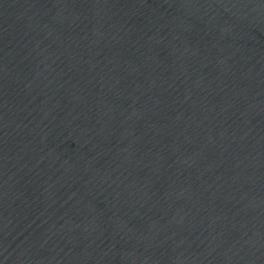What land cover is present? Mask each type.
Wrapping results in <instances>:
<instances>
[{
  "label": "water",
  "instance_id": "1",
  "mask_svg": "<svg viewBox=\"0 0 264 264\" xmlns=\"http://www.w3.org/2000/svg\"><path fill=\"white\" fill-rule=\"evenodd\" d=\"M0 264H264V0H0Z\"/></svg>",
  "mask_w": 264,
  "mask_h": 264
}]
</instances>
